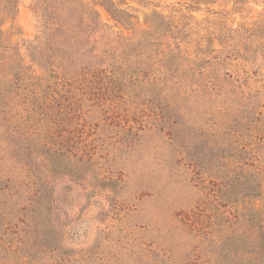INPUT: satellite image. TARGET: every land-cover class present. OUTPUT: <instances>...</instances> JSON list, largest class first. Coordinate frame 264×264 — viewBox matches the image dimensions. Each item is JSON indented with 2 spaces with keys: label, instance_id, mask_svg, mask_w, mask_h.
Instances as JSON below:
<instances>
[{
  "label": "trees",
  "instance_id": "obj_1",
  "mask_svg": "<svg viewBox=\"0 0 264 264\" xmlns=\"http://www.w3.org/2000/svg\"><path fill=\"white\" fill-rule=\"evenodd\" d=\"M97 5L129 28V14L114 0H30L38 32L27 44L26 64L9 38L18 0H0L1 115L20 109L19 118L7 122L19 143L15 150L39 153L38 160H18L29 180L13 184L10 204L28 200L36 216L34 236L42 251L55 252L57 227L38 221L49 210L51 177L111 190L114 178L104 164L122 146L137 147L147 135L163 145L165 154L157 158L163 172L184 171L200 183L202 198L178 213L187 231L212 235L220 226L214 239L232 245L229 264H264V84L238 75L224 49L199 48L192 56L180 43L172 45L157 13L151 18L160 22L147 29L113 35ZM96 127L103 132L90 131ZM91 134L98 136L89 141ZM209 155L226 166L225 181L217 174L204 177L202 161ZM209 197L215 204L207 213ZM20 222L25 224V217ZM64 262L58 258L51 264Z\"/></svg>",
  "mask_w": 264,
  "mask_h": 264
},
{
  "label": "rangeland",
  "instance_id": "obj_2",
  "mask_svg": "<svg viewBox=\"0 0 264 264\" xmlns=\"http://www.w3.org/2000/svg\"><path fill=\"white\" fill-rule=\"evenodd\" d=\"M114 1L129 14L130 29L117 25L103 7L96 6L101 22L109 26L113 35L118 32L132 35L147 29L151 22H160L158 17L151 18L157 13L167 24L166 37L172 45L180 43L183 51L192 56L199 48L224 49V54L231 55L230 64L238 75L247 74L258 81L255 86L264 84V0ZM9 26L8 23L3 29ZM12 26L15 29L11 30L10 42L18 48L25 63L30 64L26 47L38 32L30 0H18ZM2 104L0 101V264L25 262L27 254L32 259L26 264H51L58 258L64 264H221L222 260L229 264L226 253L232 245L223 246L222 240L214 239L220 235V226L214 227L212 235L189 232L178 215L179 210H190L202 198L199 181L193 176L190 181L191 175L184 171L163 172L157 160L165 154L163 145L147 135L141 136L137 147L122 146L115 152L116 145L112 150L115 157L104 164L114 178L111 190L90 189L63 175L51 177L49 210L38 221L45 226L53 222L57 227L53 242L58 250L42 251V243L34 236L36 216L30 211L32 205H27V199L10 204L15 195L13 184L25 185L29 180L18 160H38L39 153L32 148L16 152L19 143L12 137V127L7 122L16 121L20 109L11 108L3 117ZM96 130L90 131L103 132L102 127ZM91 135L89 141L98 136ZM107 136L111 134L105 133ZM219 158L209 155L205 158L209 159L207 162L202 161L204 177L217 174L225 181L227 169ZM253 161V157L248 159L249 163ZM78 177L82 178V172ZM241 200L237 197L236 203ZM205 201L204 210L209 213L215 201L212 197ZM239 204L241 207L239 202L237 208ZM22 215L25 224L20 222L24 220Z\"/></svg>",
  "mask_w": 264,
  "mask_h": 264
}]
</instances>
